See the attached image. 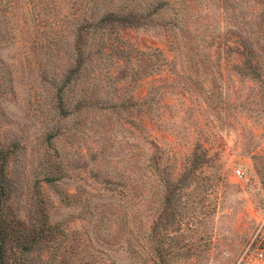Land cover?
<instances>
[{
	"label": "rangeland",
	"instance_id": "obj_1",
	"mask_svg": "<svg viewBox=\"0 0 264 264\" xmlns=\"http://www.w3.org/2000/svg\"><path fill=\"white\" fill-rule=\"evenodd\" d=\"M152 1L0 0L10 264H264V0Z\"/></svg>",
	"mask_w": 264,
	"mask_h": 264
},
{
	"label": "trees",
	"instance_id": "obj_2",
	"mask_svg": "<svg viewBox=\"0 0 264 264\" xmlns=\"http://www.w3.org/2000/svg\"><path fill=\"white\" fill-rule=\"evenodd\" d=\"M165 7H168V1L167 0H153L145 9V17L143 16V13L141 14H132L130 12H115V13H106L103 15L99 20L98 24H105L108 25H117L120 27V29H137L146 27L149 24H153V17L162 11ZM260 35V34H259ZM258 35V39H259ZM248 45V44H247ZM249 46V45H248ZM149 164H152V160L149 161ZM1 172V178H0V209H1V203L3 201L4 195H5V186L3 182V170L0 169ZM163 186V185H162ZM163 196L162 202L164 205L163 210H165V203L169 201V198H167V193L171 189L169 185L166 187L163 186ZM11 228H9V225H7L6 220L1 219L0 217V264H10L9 263V256H8V244L12 242L14 239H18L17 236H14L12 232L10 231ZM14 232V230H12ZM32 244H22L20 246L22 252H28L29 247H31Z\"/></svg>",
	"mask_w": 264,
	"mask_h": 264
},
{
	"label": "built area",
	"instance_id": "obj_3",
	"mask_svg": "<svg viewBox=\"0 0 264 264\" xmlns=\"http://www.w3.org/2000/svg\"><path fill=\"white\" fill-rule=\"evenodd\" d=\"M235 174H236V176H238V177H241V176H242V172H241L240 170H237V171L235 172Z\"/></svg>",
	"mask_w": 264,
	"mask_h": 264
}]
</instances>
